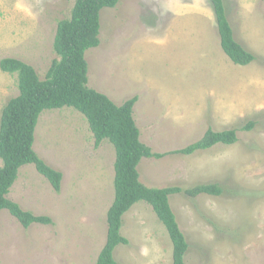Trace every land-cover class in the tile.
Segmentation results:
<instances>
[{
	"label": "rangeland",
	"instance_id": "rangeland-1",
	"mask_svg": "<svg viewBox=\"0 0 264 264\" xmlns=\"http://www.w3.org/2000/svg\"><path fill=\"white\" fill-rule=\"evenodd\" d=\"M75 1L0 0V62L21 60L45 79L58 23ZM225 5L235 40L255 57L249 65L223 52L209 0H120L101 11V44L85 55L89 88L116 105L138 96L134 119L153 152L183 149L208 129L238 130L235 144L144 158L138 167L147 187L183 189L169 202L189 244L185 264H264V0ZM18 95V76L0 69V118ZM33 149L63 174L60 191L28 164L7 198L52 224L26 229L1 211L0 264H96L115 197L114 146L96 148L86 118L63 107L41 114ZM200 184L223 193H184ZM121 235L129 244L115 249L116 264H173L169 234L146 202L124 215Z\"/></svg>",
	"mask_w": 264,
	"mask_h": 264
},
{
	"label": "trees",
	"instance_id": "trees-1",
	"mask_svg": "<svg viewBox=\"0 0 264 264\" xmlns=\"http://www.w3.org/2000/svg\"><path fill=\"white\" fill-rule=\"evenodd\" d=\"M216 18L223 52L236 65L251 64L255 57L234 37L227 17L225 0H209ZM120 0H76L69 19L58 23L53 49L57 55L45 79L35 68L15 59L0 62L1 71L18 76L19 95L11 98L2 109L0 118V213L8 210L24 228L33 224L50 225L47 216H35L24 211L7 198L21 167L33 164L59 192L63 174L46 164L34 151L35 130L45 110L70 107L87 120L95 137V147L108 140L115 148V197L107 213V239L96 264H116L115 249L129 241L121 235L124 215L138 202L149 204L165 226L173 246V264H185L189 244L181 231L169 197L183 193L180 187L150 188L140 181L138 167L144 158L161 159L169 154L192 155L218 144L232 145L238 141V130L221 132L208 129L197 142L169 153H156L141 142L140 130L134 119L138 96L116 105L106 95L91 89L88 84L86 52L100 46L101 11L115 8ZM252 123L242 128L249 131ZM190 197L202 194L220 196L219 184H200L184 191Z\"/></svg>",
	"mask_w": 264,
	"mask_h": 264
},
{
	"label": "crops",
	"instance_id": "crops-1",
	"mask_svg": "<svg viewBox=\"0 0 264 264\" xmlns=\"http://www.w3.org/2000/svg\"><path fill=\"white\" fill-rule=\"evenodd\" d=\"M245 17V16H244ZM233 28V27H232ZM233 31H234V29H233ZM140 174V173H139ZM140 181L142 182V176H141V174H140ZM143 183V182H142ZM144 185H145V183H143ZM147 186V185H146Z\"/></svg>",
	"mask_w": 264,
	"mask_h": 264
}]
</instances>
